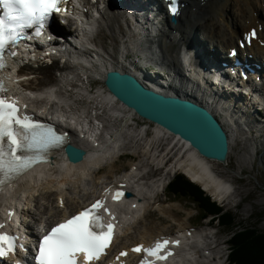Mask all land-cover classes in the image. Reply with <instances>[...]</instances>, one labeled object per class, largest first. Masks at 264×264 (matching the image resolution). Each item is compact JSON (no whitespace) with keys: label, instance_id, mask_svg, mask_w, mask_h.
<instances>
[{"label":"bare ground","instance_id":"bare-ground-1","mask_svg":"<svg viewBox=\"0 0 264 264\" xmlns=\"http://www.w3.org/2000/svg\"><path fill=\"white\" fill-rule=\"evenodd\" d=\"M205 1L206 0L203 2L202 0L199 1L194 11L188 6L187 10L181 12V14L184 15L183 18L180 16L178 19L177 17V22L170 23L168 29L162 31L161 35H158L157 40H159L162 60L166 62L164 63L161 61V63L163 65H167L168 63L176 67L174 63L177 64L179 61L178 51L176 53L177 59L171 58V56H175H173V52L175 51L174 46L180 45L182 38L188 42H194L196 27L203 33V40H205V42L208 41L207 47L206 45L204 46V43L199 42L203 45V53L201 55L206 56L208 60H212V62L219 60L222 56L216 53V51L211 52V45L217 46V49L220 51L229 52L230 49L234 47V43L237 44L236 41L238 38L235 39L236 36L242 34L244 29L247 28L248 30L250 27H254L256 29V41H251L252 45L250 44L251 47L248 51L250 53L253 52L254 55L259 58L261 57V62L257 63H262L263 60L261 59L264 58V47H260V44L264 42V0ZM119 4L123 6L125 2L120 1ZM190 5H193V1ZM112 6H115V4L112 3ZM225 12H227L228 15H225ZM254 12H256V14ZM103 13H106V17L93 25L92 29L96 27V32L91 31L90 34L92 37L94 34L97 35L96 38L92 39L94 44L93 50L85 47L89 44L88 40H90V36H88V40L84 35L82 36L86 38V43L75 41L77 46L73 45V39L67 38L64 41V43L67 44L64 50L65 55L62 54L61 59L55 60L51 56L50 59H53L51 64H48L42 59L38 61L36 67H25L26 69L34 71L37 80L41 82L42 85L49 87L48 94L51 93L49 97L54 100L57 98L59 102L43 104L41 101H33L27 104L26 108L23 107V110L27 111L32 107L33 113H40L47 117H53L65 128L64 130L69 136V142L86 150L84 159L76 163L69 162L65 154V158L61 155L55 157L52 164H45L44 161L41 160L36 166L41 164L44 165L45 168L39 171L37 175L33 174L28 176L25 174L27 179L16 182L11 189L6 188L2 191V196L4 197L2 200L9 205L12 203L15 204L17 207V215L20 217V227H22L29 237H34V239L41 234L39 233L41 227L46 225L50 226L66 218L68 215L73 214L97 195L99 187L102 184L113 183L110 176L100 175V169L108 163L113 164L116 159L122 156V152L126 149L127 139L132 137L135 141L145 136L144 128L140 129L139 133H135L134 130L130 132L128 129V121H132V116L136 113L116 99L107 88V90L103 89V87H101L102 90L98 89L96 92L98 95L96 97H100L101 105L106 107L110 115L114 116V118H118L116 114L120 115L124 113V117H121V121H124V123L123 127L120 129H115L113 123L109 119L98 120L96 114H93L92 118V115L89 113L87 114V107H84L78 113L74 108L76 101L67 95L68 89L63 86V84H67L68 87L76 89L78 83L83 85V76L81 75H87V77L91 79H100L103 81L104 74L108 70L130 72L135 74L138 79L140 77L145 80L151 78L150 74L142 69L138 70L134 65L129 64L128 69H126L124 66L127 62L125 60V53L128 52L131 47L136 48V50L139 49L142 54L146 52L145 61H148L152 58V50L150 47H152L157 40L154 39L153 35L150 37L148 36V38H146V45L142 48L136 33L139 27L134 25L127 16V21L130 24L128 28L122 22L123 17L119 15V11H113L112 8L109 7L104 9ZM214 15H217L218 18L216 19ZM227 16L228 20L233 21V23L228 22L226 19ZM201 18L203 19L202 21H200ZM258 24L262 25V30L259 27L257 29L256 26ZM231 27H233V31L230 30ZM106 30L110 32V43L117 50V58L113 57V51L110 53L106 51V47L101 41L106 35ZM173 32H177L179 37ZM224 43L230 44L227 50ZM52 44L56 45L58 42L53 40L50 45ZM36 46L37 45L33 44L31 50L34 53L41 54L42 51H37ZM45 46L50 47L48 44ZM45 46L41 45V48ZM70 46L73 47L74 50H72ZM170 46L174 49H169ZM100 48L103 49L102 54L97 51V49ZM184 51L186 52L187 49L184 48ZM185 52L183 53L186 56ZM68 56L72 59L69 60L67 58ZM153 57H155V55H153ZM62 58L64 59L62 60ZM201 60L207 62V59L204 57ZM227 61L229 62V60ZM96 63L98 64V68L95 67ZM209 65L214 64L209 63ZM209 65L203 72H198L193 69V72H190V77L187 78L185 82H182L183 85L179 88L169 87L168 84V82H173L174 80V83L177 82V75H180L178 69L173 70L171 75L166 76V81H158L155 79L157 84L162 87V90L156 89L149 80H147V83L162 94H177L182 98H190V100L209 109L214 115L221 112V114H223L221 121H225L226 124L228 123L230 125H228V128L233 127L236 123L235 118L238 119L237 116L240 113L237 112V105L235 103L233 105L231 104L233 108L232 113L230 112L229 107H227L228 103L225 101V94H223L225 89L228 90L230 86L229 81L226 82L227 79L225 77L229 74L224 67L218 68L212 66V69ZM232 65L233 63H231V66ZM212 71L216 72L212 74ZM260 71L264 73V68L261 67ZM236 72L239 71L237 70ZM222 73L225 78V83L223 82L224 78L219 79L218 76V74ZM147 74L149 77H147ZM211 76L212 78L208 80ZM216 77L217 79L215 81L214 79ZM248 78L250 77L248 76ZM233 79L237 85L236 80L238 79L236 73L233 74ZM206 80L207 85L204 86ZM211 80H213V82ZM92 82L94 83V81ZM162 82L164 85L161 84ZM51 85L55 86V93ZM78 87L82 95L85 94L87 98L91 97L92 100H95V98L90 95L91 93L88 88L85 86ZM257 87L260 93L258 94L257 92L255 98L257 101H260L257 105H261L262 97H260V95L264 94V83L261 85L257 84ZM219 88H222V94H219ZM175 90H181V94ZM206 97L210 101L205 100ZM92 100H90L89 103H95ZM251 103L252 101L250 104ZM245 108H248V106L246 105ZM243 117H245V115ZM249 117H251V120L254 122V130L259 131L264 129L263 122L252 119L253 115ZM152 125L154 131L152 137L148 140L140 141L136 146L139 150H136V148L133 150L134 154L140 153L139 156L141 159L137 161L139 164L136 161L130 162L129 169L121 171V174H112L115 176L114 179L116 181L118 180V175L122 177L119 183L120 185H122L123 182H125V184L129 183L130 185H126L124 189H128L133 193L131 198L125 197L124 207L127 211L122 219L124 221L127 219V224L129 226L124 228L123 235L118 238L115 247L116 252L120 250V248H127L139 241H151L158 236H164L165 239L171 238L170 241L174 240L173 232L166 233L163 229L150 231V225L145 221L150 214V208L156 203L155 199L157 194L162 193L165 189V183L167 184L166 179L172 175L174 176L175 173H184L193 180V182L203 186L206 189H203L204 191L218 200L226 198L231 189V184L224 180L222 176L218 175L211 165V162L218 161L207 159L178 136L169 133L157 124L153 123ZM223 128H225V126ZM229 131H231V128ZM227 136L230 146V134L228 135L227 133ZM167 137H170V139L166 142V146L163 149H159L161 142L166 140ZM229 156L230 149L226 162L223 163V165H227ZM153 165L157 167L154 168ZM149 167H151V169L160 170L161 174L153 179H148L146 177V169ZM126 199H128V201H126ZM156 207L172 218L173 215L171 211L173 210L170 211V207H164L159 204ZM176 224L177 230L175 233L178 232V234L183 237V242H179L178 245L169 244L170 246H175L176 250L171 251L172 255L169 256L170 260L166 264H221L220 257L216 253H213L212 248L208 246L209 243L207 242V238L211 234L208 227H197L196 229L188 228L186 226L188 225L187 218L182 220L177 219ZM139 255L140 254L128 251L127 256L120 260H129Z\"/></svg>","mask_w":264,"mask_h":264},{"label":"snow or ice","instance_id":"snow-or-ice-1","mask_svg":"<svg viewBox=\"0 0 264 264\" xmlns=\"http://www.w3.org/2000/svg\"><path fill=\"white\" fill-rule=\"evenodd\" d=\"M64 0H0V71L7 67L4 54L16 56L14 50L17 42L26 37V30L35 29L33 36H39L53 13L61 11L60 5ZM66 10V9H65ZM170 11L176 12V7L170 0ZM255 33H249L254 36ZM31 38V37H28ZM15 72V69H13ZM12 84H19L24 76L7 77ZM11 89L5 85V77H0V188L11 184L18 176L31 169L36 163L45 158V154L52 149L65 145L66 134H57L51 126L42 124L38 120L20 111V102L12 98ZM27 107L25 103L22 105ZM71 154L73 149H67ZM107 191V189H105ZM124 193L117 190L112 199L118 200ZM102 200H95L88 208H84L75 215L56 223L50 229L41 227L42 234L38 239V246L34 249L35 264H94L99 261L101 254L109 247L114 236V214L107 207H103L110 218L104 222L98 209L102 207ZM10 219L11 212H7ZM4 225L0 223V229ZM16 237L0 231V258L12 254V264H23L16 259ZM178 245L179 241L158 239L151 246L136 245L131 250L143 253L144 259L139 264H156L172 255L167 247ZM21 252L25 251L23 244L19 245ZM121 251L119 257L125 256ZM151 257V259H149Z\"/></svg>","mask_w":264,"mask_h":264},{"label":"rangeland","instance_id":"rangeland-1","mask_svg":"<svg viewBox=\"0 0 264 264\" xmlns=\"http://www.w3.org/2000/svg\"><path fill=\"white\" fill-rule=\"evenodd\" d=\"M103 12H102V15L100 16L101 17L100 20L106 17V13H103ZM225 13L227 14V12ZM119 15L123 17L122 22L125 24V26L127 28L130 27V24L127 21L126 15H124L121 11H119ZM183 16L184 15H182V18ZM214 17L216 19L218 18L216 15H214ZM200 21H202V19H200ZM105 34L106 35L101 41L106 47V51L109 53L113 51L112 53L113 57L117 58L118 57L117 50L110 43V32L106 30ZM202 35L203 33L196 27L195 39L199 42H203L204 44H206V47H207V42L203 40ZM177 36L179 37L178 34ZM237 37L238 35L236 36V38ZM225 45H229V44H225ZM179 47L180 45L174 46L175 51L173 52V56L174 55L175 56L174 57L171 56V58L177 59L176 53L179 50ZM174 48H172V46L169 47V49H174ZM131 50L133 51L135 49H131ZM97 51L100 54L103 53V49L101 48L97 49ZM104 55L106 56L105 53ZM132 55L133 53L129 52L127 57H129L130 59L131 58L134 59V56ZM134 62L135 61L133 60L132 63ZM174 65L176 66V68L179 67L178 63L177 64L174 63ZM95 67L98 68L97 63L95 64ZM137 67L138 69H142V67L139 65ZM125 68L127 69V67ZM147 73L150 74L151 78H153V79L147 78V80H149V82L152 83L156 87V89L162 90V87L159 86L157 82L154 80V79L158 80L160 76H157V74L153 72H147ZM148 74H147V77H149ZM84 77H82V79H84ZM147 80L145 81L147 82ZM92 81H94V83L90 82L91 84L85 83L83 81V85H80V83H78V86H81V87L85 86L86 88H88L91 93L90 95L94 97L95 100H92L91 97L87 98L85 94L82 95V93L78 89L79 88L78 86L76 89H73L71 87H68L67 84L65 85L63 84V86L68 89L67 95L71 99H74L76 101V104H74L75 110L79 113L84 107H87V110H86L87 114L89 113L90 115H92V118H93V114H96L98 120L109 119L113 123L114 125L113 127L115 129L122 128L124 121H121V117H124L123 116L124 113L123 114L121 113L120 115L116 114L118 118H114V116L110 115V112L108 111V109L101 105L100 97L99 98L96 97L98 95V93L96 92L98 89L102 90L101 87L107 90L103 84V81L100 79H93ZM182 85L183 83H181L179 87H181ZM173 86H174V83H173ZM176 92L181 94L180 93L181 90H178ZM90 100L94 101L95 103H92V102L89 103ZM249 111H245V117H244L245 122H249L248 117L252 115L250 108H249ZM219 116L222 117L223 114H220ZM132 117H133V120L128 121V129L130 130V132L131 130H134L135 133H139L140 129L144 128L145 136L143 135L144 137L142 139H139V140L136 139L135 141L133 140L132 137L127 139L126 146H125L126 149L122 152V156L116 159L113 164L108 163L106 166H103V168H101L99 171L100 175L113 177V175L119 174L121 173V171H124L126 168H128L130 162H132L133 160L137 162L141 159L139 156L140 153L138 152V154L137 153L134 154L133 150L135 148L136 150L137 149L139 150V148L136 146L140 141L148 140L150 137H152L154 133L153 125H152L153 123L145 119H142L136 114H134ZM221 117H218V118L221 119ZM238 124H241V123L240 122L235 123L234 126L238 128L241 127V125L239 126ZM242 126L245 127L244 124ZM230 128H231V131L228 132V135L230 134L229 136L230 137V146H229L230 156L228 157L227 165L226 164L223 165L220 162H211L212 163L211 165L213 169H215V172H217L218 175L222 176L224 180L228 181L231 184L230 192L226 198H222L220 200H218L217 198L215 199L211 194L207 193L204 190L203 192L207 196H209L211 201H214L216 204L221 206L224 211L231 213L234 216L236 223L243 222L247 227H254L258 231L264 232V129H261L259 131L252 129L251 131H254V132L248 131L247 133H245L246 130L244 128H241L242 132L238 131V129H236L235 131L233 127H230ZM169 139L170 137H167L166 140L161 142L159 149L160 148L163 149L166 146V142ZM146 172H147L146 177L148 179H153L155 177H158L161 174L160 170L151 169V167L147 168ZM170 178L171 176L167 178L166 181ZM193 183L199 186L200 189L201 187L202 189H205L203 186L198 185L196 182H193ZM157 195L158 196H156V199H155L156 203L152 206V208H150V214L147 217V220L145 221L148 223V225H150V229H151V230L149 229L150 231H153V230L155 231V229L156 231L158 229H163L164 232L166 233L172 232L173 229L177 227L175 219L182 220L184 218H187L188 225L186 226L188 228L196 229L197 227H200V228L207 227V226L211 227L210 228L211 234H210V239L208 243L210 244V246H213L214 241H216V247L213 250L215 253H219L220 248L224 249L223 243L225 242V240L227 238H230L233 235V232H235L238 229V225L233 226L229 234L226 228L218 226L220 223V221L218 222V219H217V218L220 219L219 214L210 215V216H213V221H215L218 225L216 223H214V225H210V223H207L208 222L207 219H205L203 222L194 221L195 213L197 214L196 218L199 215L197 209L195 208L196 206L194 204H190L184 200L176 199L173 196L168 197L165 194V192L158 193ZM157 203H159V205L161 203L162 206L166 205L165 207H168L170 205L169 206L171 208L170 211L173 210L171 211L173 215L172 218L164 214L161 210H159L156 207V205H158ZM191 225H194V226H191Z\"/></svg>","mask_w":264,"mask_h":264},{"label":"water","instance_id":"water-1","mask_svg":"<svg viewBox=\"0 0 264 264\" xmlns=\"http://www.w3.org/2000/svg\"><path fill=\"white\" fill-rule=\"evenodd\" d=\"M103 84L141 118L178 136L207 159L226 162L229 152L227 133L206 107L178 95L157 92L130 72L109 70ZM69 146L73 149L71 154L66 150ZM65 152L71 162L82 160L85 154L84 149L71 144L65 147Z\"/></svg>","mask_w":264,"mask_h":264},{"label":"trees","instance_id":"trees-1","mask_svg":"<svg viewBox=\"0 0 264 264\" xmlns=\"http://www.w3.org/2000/svg\"><path fill=\"white\" fill-rule=\"evenodd\" d=\"M167 191L175 197L194 202L202 217L219 214V226L226 228L229 234L232 227L238 225V229L228 238L229 259L232 264H264V232L247 227L243 222L236 223L231 213L211 201L199 186L182 174H177L169 182Z\"/></svg>","mask_w":264,"mask_h":264}]
</instances>
